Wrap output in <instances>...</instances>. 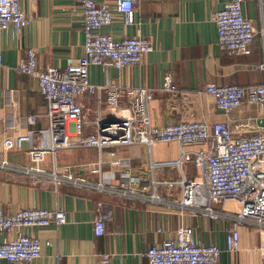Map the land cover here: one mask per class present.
Masks as SVG:
<instances>
[{"label":"crops","instance_id":"crops-1","mask_svg":"<svg viewBox=\"0 0 264 264\" xmlns=\"http://www.w3.org/2000/svg\"><path fill=\"white\" fill-rule=\"evenodd\" d=\"M97 2L113 0H96ZM226 0H135L134 23L124 24L119 16L101 27V31L119 40L124 36H142L151 40L153 49L146 52L138 63L121 68L100 65L89 66L88 79L102 84L113 81L124 86H145L154 94L148 103L150 121L164 125L179 120L214 123L226 121L236 133L259 130L264 133V106L257 107L243 102L224 113L211 95L204 91L208 82L249 85L263 80V73L251 70L246 64L258 62L263 57L261 36L256 34L248 55L229 54L219 49L214 11ZM28 18L21 32L14 36L9 29L0 38V137H12L32 130L31 141L18 149L1 150L0 154L15 164L30 163L28 149L32 146L52 145L48 130L46 103L39 92L34 77L16 69L25 49L36 50L39 68L64 67L68 58L82 53L85 40L82 28V9L79 0H19ZM242 12L259 24L256 0H247ZM171 71L176 92L162 89L163 75ZM82 107L85 123L76 135L67 124V134L73 140L83 138L96 129L93 122L100 113L103 119L111 117L103 102L96 95L77 97ZM125 98H122V105ZM123 111H118L120 115ZM34 114L33 123L27 121ZM194 149L196 145L183 146ZM181 147L175 141H156L145 144H118L94 146L71 144L56 146L40 162L50 169L53 165H70L77 174H90L89 165L101 161L105 179L116 182L129 176L147 179L149 161L161 163L155 168L158 181L171 180L181 173L187 178L198 175L199 169L192 162H184L180 172L172 163ZM111 151L114 153L111 154ZM115 160L117 163L112 164ZM157 193L168 199L181 195L178 185L159 184ZM228 211H236L239 204L226 199L219 203ZM24 207L47 209L61 208L65 222L44 226H22L0 234V240L18 233L36 237L40 242V256L30 263L0 259V264H147L140 252L174 235L179 224L189 225L193 237L202 243H214L220 249L218 264H264L259 248L264 246V229L236 224L231 217L212 219L198 211H190L157 202L142 203L92 190L76 189L69 185L54 187L50 183H30L20 173L0 169V210L6 213ZM106 215V233L95 236L93 220L96 209ZM239 232V248L225 249L228 230ZM110 251L106 263H101L99 253Z\"/></svg>","mask_w":264,"mask_h":264},{"label":"built area","instance_id":"built-area-1","mask_svg":"<svg viewBox=\"0 0 264 264\" xmlns=\"http://www.w3.org/2000/svg\"><path fill=\"white\" fill-rule=\"evenodd\" d=\"M247 0H226L214 11L217 31V45L229 54L248 55L251 42L259 34L263 43V57L258 62L248 63L246 67L263 73L259 83L240 85L236 83H206L204 91L211 95L216 106L227 113L243 102L257 107L264 106V0H256L259 24L242 12ZM135 0H79L82 9V28L85 35L82 53L68 58L64 67L48 66L39 68L36 50L25 49L24 56L15 67L20 72L34 77L37 87L46 103L48 130L52 135V145L32 146L28 149L30 163L15 164L0 154V169L25 175L30 183H50L54 187L69 185L76 189L92 190L135 200L142 203L157 202L166 205L198 211L212 219L231 217L236 224L251 225L264 229V133L259 130L236 133L228 122L179 120L164 125L152 123L148 114V103L154 91L145 86H120L113 81L102 84L91 83L88 79L90 65L121 68L138 63L142 56L153 49L150 39L142 36H124L119 40L102 32L103 25L109 24L119 16L124 24L134 23ZM28 23L19 0H0V38L12 28L17 36ZM0 54V68L2 67ZM162 89L176 92L171 71L163 75ZM94 94L99 104L105 103L111 117L103 119L98 113L93 121L96 129L87 136L73 140L67 134L69 123L78 135L83 124L82 107L77 97ZM122 98L125 104L122 105ZM123 111L120 115L118 111ZM36 119L34 114L27 117L29 123ZM32 130L15 136L0 137V151L18 149L24 142L31 141ZM177 142L179 156L172 161L181 171L184 162H192L199 169L194 178L182 173L171 180L158 181L155 168L161 164L149 161L147 179L129 176L116 182L105 179L101 172V161L89 165L91 178L77 174L70 165H53L50 169L40 162L47 152L56 146L81 144L94 146L100 150L104 146L140 143L150 147L154 142ZM196 145L194 149L183 146ZM114 152L111 151V154ZM112 164L117 161L112 160ZM159 184L178 185L181 195L176 199L160 196L156 191ZM230 199L239 204L236 211L224 210L219 203ZM106 215L98 208L93 220L95 236L106 233ZM65 222L61 208L24 207L13 213L0 210V234L22 226H44ZM225 249L236 251L239 248V232L231 227L225 239ZM264 259V246L259 248ZM147 264H218L219 247L214 243H202L194 239L189 225L179 224L171 237L163 238L140 252ZM40 256V242L36 237L18 233L14 237L0 240V259L30 263ZM110 251L99 253L101 263H106Z\"/></svg>","mask_w":264,"mask_h":264}]
</instances>
